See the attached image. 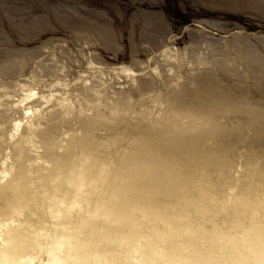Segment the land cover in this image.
I'll use <instances>...</instances> for the list:
<instances>
[{
    "label": "rangeland",
    "instance_id": "374dc122",
    "mask_svg": "<svg viewBox=\"0 0 264 264\" xmlns=\"http://www.w3.org/2000/svg\"><path fill=\"white\" fill-rule=\"evenodd\" d=\"M101 164L167 190L156 224L181 190L189 232L264 220V0H0V208L22 179L34 223Z\"/></svg>",
    "mask_w": 264,
    "mask_h": 264
},
{
    "label": "clouds",
    "instance_id": "9594fccd",
    "mask_svg": "<svg viewBox=\"0 0 264 264\" xmlns=\"http://www.w3.org/2000/svg\"><path fill=\"white\" fill-rule=\"evenodd\" d=\"M22 185L21 179L0 208L8 214L0 216V264H264V220L240 236L189 232L181 221L194 213L184 205L199 194L181 190L170 192L175 202L156 224L145 200L167 190L138 168L70 167L34 223H20L29 200Z\"/></svg>",
    "mask_w": 264,
    "mask_h": 264
},
{
    "label": "bare ground",
    "instance_id": "6f19581e",
    "mask_svg": "<svg viewBox=\"0 0 264 264\" xmlns=\"http://www.w3.org/2000/svg\"><path fill=\"white\" fill-rule=\"evenodd\" d=\"M52 174H53V172H52ZM53 177H54V175H53ZM54 179L55 178H52L51 181H54ZM0 188H1L2 191H5V192H6V190L7 191H11L12 190V188H11V186L9 184H6V185L2 184V185H0Z\"/></svg>",
    "mask_w": 264,
    "mask_h": 264
}]
</instances>
